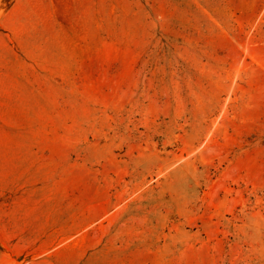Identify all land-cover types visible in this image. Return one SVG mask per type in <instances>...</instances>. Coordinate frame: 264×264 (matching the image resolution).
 <instances>
[{"label":"rangeland","instance_id":"obj_1","mask_svg":"<svg viewBox=\"0 0 264 264\" xmlns=\"http://www.w3.org/2000/svg\"><path fill=\"white\" fill-rule=\"evenodd\" d=\"M0 264H264V0H0Z\"/></svg>","mask_w":264,"mask_h":264},{"label":"crops","instance_id":"obj_2","mask_svg":"<svg viewBox=\"0 0 264 264\" xmlns=\"http://www.w3.org/2000/svg\"><path fill=\"white\" fill-rule=\"evenodd\" d=\"M113 213V211L112 212H110L109 214H112ZM95 219V218H94ZM94 219H92V220H94ZM91 221V220H90ZM100 221V219H96V222H99ZM87 223V222H86ZM77 235V237H78V234H76ZM67 244H69V243H65V244H62L61 246H55V247H50V248H48V250H47V252H45V253H43L41 256V261L42 260H46L47 259V256H52L53 257V254L55 253V254H58L59 252H61V251H70L69 249H70V246H68ZM50 260H51V262H53L54 260H53V258H50ZM58 262H61V261H58Z\"/></svg>","mask_w":264,"mask_h":264}]
</instances>
